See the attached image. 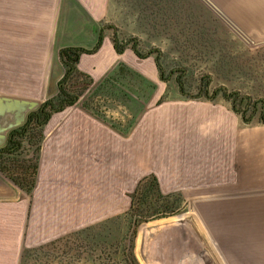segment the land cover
<instances>
[{
	"label": "crops",
	"instance_id": "0c3cea01",
	"mask_svg": "<svg viewBox=\"0 0 264 264\" xmlns=\"http://www.w3.org/2000/svg\"><path fill=\"white\" fill-rule=\"evenodd\" d=\"M78 1L103 29L98 50L77 64L92 84L44 126L32 193L0 201V264H20L26 248L123 217L146 176L161 194L190 204L264 197V125L242 123L225 99H185L152 57L117 54L114 31L102 26L109 0ZM208 1L236 35H264V0ZM58 3L0 0V95L42 97Z\"/></svg>",
	"mask_w": 264,
	"mask_h": 264
},
{
	"label": "trees",
	"instance_id": "16d2710c",
	"mask_svg": "<svg viewBox=\"0 0 264 264\" xmlns=\"http://www.w3.org/2000/svg\"><path fill=\"white\" fill-rule=\"evenodd\" d=\"M188 2L189 0H132L133 5L139 10L138 21L142 27L162 31L161 33L166 37H162L163 34L157 33V31L155 32L157 37L161 36L157 39L159 41L168 40L173 45L175 44L177 51H181L180 55L183 53L187 55L189 52L186 50L191 49L198 51L199 55L204 53L209 56L210 52L208 51L212 50L220 56L219 60L230 58L232 51L229 50L226 53L224 46H220L218 50H214V47L210 46V43L215 40L216 27L214 26H218V23L210 17L206 10L205 20L202 18L205 21L204 28H191L194 25L202 26L203 22L199 21L198 24H194L201 17L187 11ZM207 22L209 23L208 28ZM109 28L114 31L112 42L117 54H122L124 50L130 48L133 55L138 59L152 57L162 80H173L182 95L186 96L182 79L188 70L187 67L178 64L168 74V77H165L159 51L157 53L149 51L142 54L138 49L136 39L120 41L116 29L114 30L112 26ZM102 39L103 29L100 31L96 47L92 50L74 47L60 50V61L65 69V74L59 82L58 94L43 102L37 111L30 113L26 123L10 133L7 144L0 150V173L26 195H30L35 187L40 147L44 138L43 128L53 114L72 107L92 84L90 77L78 71L77 64L82 54L96 52L102 43ZM221 44L222 42L219 43V45ZM198 46L203 48L197 49ZM196 60L200 61L201 57ZM220 64V67L224 66L222 65L223 62ZM246 68L250 69L251 66ZM178 69L179 71H177ZM252 70L258 72L261 69L254 65ZM209 78L207 77V81L202 84L203 93H208ZM222 91L224 92V90ZM213 95L215 98L214 92ZM236 97L237 95H234L224 99L231 101L233 110L238 113L235 108V100H238ZM205 98L208 99V97ZM242 101L239 99L238 103L241 104ZM257 104L263 107V100H259ZM252 110L253 112L257 110L256 104H253ZM241 117L244 123H248L243 115ZM260 120V124L264 125V108ZM129 198L130 207L123 217L106 220L34 248H26L21 254L20 264H31L30 260H34V264L51 263V257H53L51 253L54 252L66 255V259H70V252H72V262L75 261L77 264H139L134 256L137 228L146 222L179 215L181 213L179 211L181 200L176 195L161 194L157 181L152 175L144 177ZM136 217V229L132 231ZM71 240L78 243L72 249L67 247L72 243Z\"/></svg>",
	"mask_w": 264,
	"mask_h": 264
},
{
	"label": "rangeland",
	"instance_id": "374dc122",
	"mask_svg": "<svg viewBox=\"0 0 264 264\" xmlns=\"http://www.w3.org/2000/svg\"><path fill=\"white\" fill-rule=\"evenodd\" d=\"M187 8V11L201 17L194 24H198L199 21L203 22L202 26H192L193 29L204 28L207 13L218 23V26H214L216 27L215 40L210 43V46L214 47V50L224 46L226 53L229 50L232 51L230 58L219 60L220 56L212 50L208 51L209 56L204 53V55H199L198 51L191 49L186 50L189 52L187 55L183 52V55H180L181 51H177L175 44L173 45L168 40L159 41L157 39L161 36L157 37L155 32L161 33L162 31L142 27L138 21L139 10L133 5L132 0H109L108 20L100 25H109L114 30L116 29L120 41L136 39L138 49L142 54L159 51L165 77H168V74L178 64L187 67L188 70L182 79L186 93L185 99L211 98L214 96L213 92H216L215 101L223 102L224 98L237 95L235 108L238 113L236 114L243 115L248 124L261 125L260 119L264 108V35L248 36V40L236 35L216 13L199 0H189ZM162 37L166 36L163 34ZM220 42H222L221 45H219ZM202 48L198 46L197 49ZM129 54L131 56L127 59L135 58L132 53L129 52ZM200 57V61L196 60ZM221 62H223V67L219 66ZM254 65L261 70L254 72L252 70ZM248 66L251 68H246ZM207 77H210L208 93H203L202 84L207 81ZM239 99L243 100L241 104L238 103ZM259 100H263V107L257 104ZM228 104L231 106V101ZM253 104L257 106L255 112L252 110ZM241 116L240 119L244 123ZM180 200L179 211L181 213L179 215L194 216L204 231L203 225L205 226L225 264H264V211H259L264 209V197L222 199L219 204L215 201L196 202L199 199L191 200L190 204V199H185L184 202L181 197ZM77 244L72 241L67 247L72 249ZM52 254L51 263L48 264H77L75 261L72 262V252H70V259H66V255L62 253ZM30 261L34 264V260Z\"/></svg>",
	"mask_w": 264,
	"mask_h": 264
},
{
	"label": "water",
	"instance_id": "95a60500",
	"mask_svg": "<svg viewBox=\"0 0 264 264\" xmlns=\"http://www.w3.org/2000/svg\"><path fill=\"white\" fill-rule=\"evenodd\" d=\"M202 1L232 25L212 3ZM100 31L78 0H59L42 97L20 99L0 95V150L7 144L10 133L26 123L30 113L58 94L59 82L65 74L60 50L67 47L92 50L98 43ZM19 193L20 189L0 173V201L16 200ZM136 220L137 217L132 231L136 229ZM203 227L206 233L198 220L188 214L143 223L136 230L134 256L139 264H225Z\"/></svg>",
	"mask_w": 264,
	"mask_h": 264
},
{
	"label": "flooded vegetation",
	"instance_id": "af4514ba",
	"mask_svg": "<svg viewBox=\"0 0 264 264\" xmlns=\"http://www.w3.org/2000/svg\"><path fill=\"white\" fill-rule=\"evenodd\" d=\"M215 93H216V92H215ZM215 93H214V94H215ZM251 113H252V112H251ZM252 114H253V113H252Z\"/></svg>",
	"mask_w": 264,
	"mask_h": 264
}]
</instances>
